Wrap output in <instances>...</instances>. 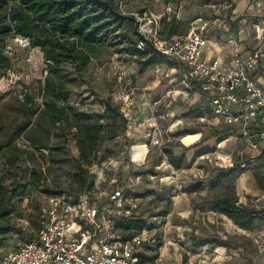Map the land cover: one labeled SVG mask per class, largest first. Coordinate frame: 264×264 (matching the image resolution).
Segmentation results:
<instances>
[{"label": "rangeland", "instance_id": "1", "mask_svg": "<svg viewBox=\"0 0 264 264\" xmlns=\"http://www.w3.org/2000/svg\"><path fill=\"white\" fill-rule=\"evenodd\" d=\"M116 2L121 4L126 14H133L139 18L143 25L157 21L160 25L159 32L164 31L167 23H176L178 28L172 25L166 30L165 35L184 36L194 30L200 31L205 28L203 31L211 38L217 35L229 40V35L241 33L238 37L243 43L246 40L249 41L247 43H252L251 47L247 44L241 45L243 51L264 52V0H116ZM262 33L263 37L259 40ZM222 48L229 58L232 49L226 45ZM119 49L121 46L106 45L97 50L85 73V81L72 87L73 94L69 100L82 110L99 113L104 111L103 101L111 97L128 118L126 136L119 138L115 143L105 145L111 149L112 157L121 159V165H111L108 161L104 165H95L92 168L96 180L95 191L90 194L93 203L95 202L104 213H111L113 210V214L110 215L117 218L118 215L114 214L116 205L110 198L118 187H126L129 194L139 199L138 209L134 210V213L146 219L149 229L155 230L157 235L160 233L161 237L168 233L166 232L168 220L163 219L161 215L164 212L170 214L167 219L175 227L171 228L168 234L183 235L181 242L188 246L185 248L184 244L180 243L186 250L179 251L182 253L184 263H190L191 259L193 264H264V223L257 224L253 231L237 228L235 224L224 219H218L213 224L211 211L202 206L212 199L210 190L200 195L186 192L188 188L198 185L201 181L205 182V189H209L214 170L229 169L238 160H242L244 174L249 175L256 186L252 174L262 163L260 155L264 150V141L256 151L242 135V125L230 126L224 122L218 125L214 120L201 122L198 119V111H191L197 107L198 102L193 97L188 101L184 100L186 87L178 71L170 73L171 67L166 65L161 66V71H157L155 66L146 71L140 70L135 60L120 53ZM6 56L10 60L11 68L6 76L0 78V95L3 96L0 102V174L8 176L6 185H10L15 176L19 175L20 185L23 186L30 181L31 164L29 161L24 162L25 154H21L16 164L11 166V146H7L6 133L22 121L23 117L16 109L17 102L24 99V93H31L39 81L44 82L47 62L39 48H33L29 41L21 37L8 41ZM38 101L40 103L41 98H38ZM188 109L189 111L184 113ZM181 133L185 135H180ZM212 136L214 138L210 139ZM153 137L159 144L152 143ZM223 142L227 144L221 146ZM25 143L21 137L14 144H18L22 151H31L32 149ZM170 143L179 145L175 150L178 153L185 152L190 165L189 168L183 169L184 172L180 170L179 174L175 175L171 174L172 166L166 159L159 163L163 147ZM198 144L201 145L197 146ZM70 147L73 155L77 156L78 150L74 140H71ZM206 147L212 152L195 158V153ZM232 150L235 151L232 153ZM230 154L233 166L220 160L221 155L225 158ZM132 155L135 160L145 157L147 159L138 166L131 162ZM36 161L46 170L47 160L41 153H36ZM68 171V166L63 168L54 166L48 174V183L54 190L66 191L63 197L71 201L67 196L72 193L74 197L77 191L76 186L72 187L69 182ZM260 173H264V169L260 170ZM149 175L155 177L151 179ZM242 176L243 174L236 179V187L239 186ZM246 177L245 175L243 180H248ZM57 181L60 184L59 188L56 186ZM248 193L247 199H244L245 205L264 208L263 191L259 196ZM49 199L44 188L33 192L29 190L18 203L22 216L12 217L11 224L24 230L26 235L34 234L38 229L39 211L49 205ZM217 228L221 235H217L216 238L230 240L232 248L215 254L209 246L207 248L195 246L208 241L209 233L215 232ZM157 235L154 236L155 239ZM5 239L0 242V253L17 250L23 243L15 234H9ZM164 242L163 238H158L153 246L161 247Z\"/></svg>", "mask_w": 264, "mask_h": 264}, {"label": "trees", "instance_id": "2", "mask_svg": "<svg viewBox=\"0 0 264 264\" xmlns=\"http://www.w3.org/2000/svg\"><path fill=\"white\" fill-rule=\"evenodd\" d=\"M172 25L178 28L176 23H167L160 35L175 36L165 35ZM16 37L29 41L33 48L41 50L47 62V75L44 82L39 81L31 93H24V99L17 102L16 109L23 119L6 133L7 146H11V166L16 164L21 154H25L23 161H29L31 167L30 181L23 186L20 185L19 175L10 185H6L8 176L0 174V242L6 240L9 234L17 235L23 242L35 238L34 234L26 235L24 230L12 225L11 218L22 216L18 203L29 190L33 192L44 188L49 198L66 194V191L54 190L48 183V174L54 166L69 167V182L72 187L76 186L77 194L74 197L72 193L66 196L71 198L72 204H76L82 196L95 191L96 180L92 168L119 158L112 157L111 149L105 145L115 143L127 134L128 118L120 105L108 97L103 101L104 111L91 113L69 102L72 87L85 81V73L97 50L106 45L121 46L119 52L134 59L143 71L154 66L175 67L156 52L152 42L141 35L137 17L126 14L116 0H0V78L6 76L11 68L6 56L7 43ZM38 98H41L40 103ZM2 99L0 95V102ZM21 137L31 151H22L18 144H14ZM71 140L75 141L77 156L72 153ZM176 146L179 145L170 143L165 146L159 163L166 159L176 170L189 168L186 153L178 154ZM211 152L209 148H203L195 153V158ZM36 153H41L47 160L46 170L36 161ZM260 160L262 163L256 168L254 176L264 192V173H260L264 169V150ZM244 172L242 160L236 161L229 169L214 170L209 185L212 199L202 206L225 215L239 228L253 231L257 224L264 223V208L238 205L236 179ZM56 186L60 187L58 181ZM204 190L205 182L201 181L186 192L200 194ZM167 215L168 212H164L161 217ZM115 222L125 240L141 235L149 227L148 221L135 213L117 217ZM214 243L232 248L230 240L215 238ZM207 244L210 242L195 246ZM161 248L144 245L139 246L136 253L141 262L155 261Z\"/></svg>", "mask_w": 264, "mask_h": 264}, {"label": "built area", "instance_id": "3", "mask_svg": "<svg viewBox=\"0 0 264 264\" xmlns=\"http://www.w3.org/2000/svg\"><path fill=\"white\" fill-rule=\"evenodd\" d=\"M156 22L143 25L140 21V33L153 43L158 54L175 65L173 68L183 78L188 96L204 98L218 125L223 122L242 125V135L258 151L264 141V87L257 74H264V52L257 50L245 55L235 51L228 63L208 59L206 50L211 43H219L221 37L211 38L203 31L205 28L184 36L162 37ZM240 34L230 35L228 42L236 46ZM156 68L162 70L161 66ZM200 121L205 122L206 118L201 117ZM152 143L159 141L153 137ZM222 158L223 155L220 160L232 164L231 155ZM146 159L135 160L132 155L131 162L139 166ZM108 161L121 165L120 158ZM110 200L116 205L114 214L118 217L129 216L138 209L139 199L129 194L126 187H118ZM238 205L245 203L239 201ZM111 213L102 212L90 194L82 196L76 204L63 196L50 197L49 205L38 215L35 238L21 243L17 250L0 253V264H167L161 258L141 262L137 248L157 241L151 229L125 240Z\"/></svg>", "mask_w": 264, "mask_h": 264}, {"label": "crops", "instance_id": "4", "mask_svg": "<svg viewBox=\"0 0 264 264\" xmlns=\"http://www.w3.org/2000/svg\"><path fill=\"white\" fill-rule=\"evenodd\" d=\"M230 36V35H229ZM232 36H235V35H232ZM263 37V33L262 35L259 37V40ZM222 38V37H221ZM239 38V37H238ZM249 42L248 40L243 41L239 39V42L236 46L230 44L228 42V40L222 38L221 41L219 43H211L210 46L208 47V49L206 50L205 52V56H207L208 59L210 58H214V59H219L225 63H228L231 61L232 57H233V53L235 51H239L241 52L242 54H251L253 52H255L256 50H252V51H243V49L241 48V45L243 44H247L248 46L251 47V44L252 43H247ZM224 45H226L227 47H230L232 50L229 52V58L226 57V52L224 51V48H222ZM227 60H229L228 62H226ZM169 71L170 73H173V72H177L174 68H169ZM257 77H258V80L261 82V84H263V87H264V74L262 73H259L257 74ZM193 97L197 102V107L196 108H193L191 109L192 112H195V111H198L199 113V120L201 119V117H205L206 118V122H209L211 120H214L217 124V118L212 115L211 111H210V107L208 105V103L206 102V100L202 97H200V95H194V94H190L188 96L187 93H185V97H184V100L185 101H188L190 100V98ZM189 111L186 110L184 111V113H187ZM208 113L210 115H208ZM228 141V140H227ZM226 142H223L221 143V146H223ZM148 144V142L146 143ZM227 144V143H226ZM235 150H232V153L234 152ZM177 152V151H176ZM178 153V152H177ZM182 153H185V152H182ZM181 152L178 153V154H182ZM231 155V154H230ZM232 156V155H231ZM201 157V156H200ZM199 158V157H198ZM134 166V165H133ZM171 167V166H170ZM172 168V171H171V174L175 175V174H179L178 172H180V170H176L175 168H173V166L171 167ZM182 172H184L182 170ZM245 175L247 176L246 178H248V180H243V177H245ZM253 177L255 178L254 174H252ZM150 178H154L155 176H151L149 175ZM255 180V184L256 186L254 185L251 177L247 174H244L243 173V176L239 182V186L237 187V195L238 197H240V201L242 203H245V200L247 199L246 196L249 195L248 192H251L254 194V196H259L261 193H262V190L259 188L258 184H257V181L256 179ZM206 190H209V189H205L203 192H201L200 194L202 193H206ZM246 192V193H245ZM190 194H194V195H200V194H196V193H190ZM246 194V195H245ZM245 199V200H244ZM207 202V201H206ZM212 215H213V224L215 223V221H217L218 219H224V220H227L229 223H233L232 220H230L228 217H226L225 215H222V214H219V213H216L214 211H211ZM170 214H168L166 217H164L163 219L165 220H168V222L166 223V232L169 233V230H171V228H174L175 225H172L170 220L167 219L168 216ZM212 222V221H211ZM235 227L239 228L238 226L234 225ZM202 227V223L200 222L199 223V228ZM149 228V227H148ZM179 229H181L182 227H178ZM168 230V231H167ZM168 233H166L163 237H161L160 233H158L157 235V232L155 230H151V234L153 236L157 235V239L158 238H163V241L164 242V245L162 246L161 250H160V253H159V258L165 260L167 262V264H193V261L191 259H189V262H183L182 261V253H180L179 251L181 252H186V250L184 249L185 248H188L187 244L185 243H182L181 240L183 239V235H180V234H177L176 236H173V235H169ZM209 242L210 244H207L205 245L204 248H207L208 246L211 247V250H214L215 254H220L223 252V250H225L226 248L225 247H221L219 246L218 244L214 243V240L216 238L217 235H221L220 231L218 230V228L216 229L215 232H211L209 233ZM156 239V240H157ZM225 240V238H223ZM203 242H207V241H203ZM202 242V243H203ZM180 243L184 244V247L180 245ZM148 247H154L153 244H148ZM170 247V249H169ZM203 248V247H202ZM197 251V250H196ZM176 252H179V253H176Z\"/></svg>", "mask_w": 264, "mask_h": 264}]
</instances>
